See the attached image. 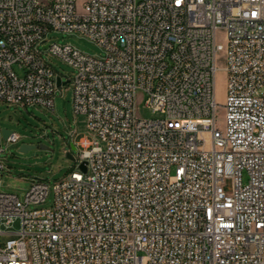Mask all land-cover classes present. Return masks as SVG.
Here are the masks:
<instances>
[{"label": "built area", "instance_id": "2783aa9c", "mask_svg": "<svg viewBox=\"0 0 264 264\" xmlns=\"http://www.w3.org/2000/svg\"><path fill=\"white\" fill-rule=\"evenodd\" d=\"M52 30L105 55L49 43ZM40 46L75 70L73 111L94 140L74 142L50 206L30 209L42 180L22 199L0 192V264H264V0H0V102L53 108L64 80ZM140 96L164 117L140 118Z\"/></svg>", "mask_w": 264, "mask_h": 264}, {"label": "rangeland", "instance_id": "374dc122", "mask_svg": "<svg viewBox=\"0 0 264 264\" xmlns=\"http://www.w3.org/2000/svg\"><path fill=\"white\" fill-rule=\"evenodd\" d=\"M46 40L49 43L59 45L70 44L86 55L100 58L105 55L104 50L92 42L86 36L78 32L50 31ZM217 41L224 43L222 31L217 33ZM43 57L60 75L63 80H69L68 84L57 88L55 92L54 106L48 109L41 106L21 107L14 104L0 102V148L4 151L0 154V160L4 165V171L0 177V192L13 194L20 199L29 189L32 179L42 180L49 186V195L46 202L38 206H30V209L48 207L53 199V184L77 169L75 159L79 156L80 149L71 148L76 140L87 138L94 140V136L87 128L86 118L75 114L72 105L71 78L75 70L58 58L50 56L43 47ZM215 76V100L219 105L216 127L223 128L222 106L226 97V56L224 52L217 54ZM15 68V67H14ZM264 91V88L262 89ZM145 96H140L136 104V113L142 119H161L164 115L160 112H152L145 106ZM6 129L19 135L17 143H7L1 130ZM35 146L26 152H19L21 145ZM75 145V144H74ZM103 146V143H100ZM19 228V222L14 221L9 229L2 223V231L15 232ZM7 239L1 237V242Z\"/></svg>", "mask_w": 264, "mask_h": 264}, {"label": "water", "instance_id": "95a60500", "mask_svg": "<svg viewBox=\"0 0 264 264\" xmlns=\"http://www.w3.org/2000/svg\"><path fill=\"white\" fill-rule=\"evenodd\" d=\"M46 47V46H45ZM68 82H69V80H66V81H62L61 80V78H56V85L58 86V87H60V86H64V85H66V84H68ZM1 133H2V136H3V138L6 140V138H7V136L11 133V131H9V130H6V129H2L1 130ZM35 146H29V145H21V147L19 148V152H26L28 149H30V148H34ZM71 148L72 149H75V146L73 145V144H71ZM67 155V157L68 158H70L71 160H75V158L74 157H72V156H70V154H69V152L66 154ZM80 168L83 170V171H85V167H84V165L83 164H81L80 165Z\"/></svg>", "mask_w": 264, "mask_h": 264}, {"label": "snow or ice", "instance_id": "6c2138e0", "mask_svg": "<svg viewBox=\"0 0 264 264\" xmlns=\"http://www.w3.org/2000/svg\"><path fill=\"white\" fill-rule=\"evenodd\" d=\"M177 3H179V0H177Z\"/></svg>", "mask_w": 264, "mask_h": 264}]
</instances>
